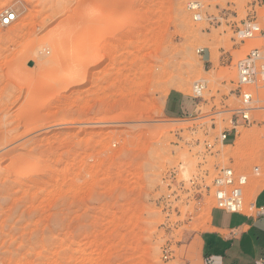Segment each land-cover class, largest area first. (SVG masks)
Segmentation results:
<instances>
[{
    "label": "rangeland",
    "instance_id": "rangeland-1",
    "mask_svg": "<svg viewBox=\"0 0 264 264\" xmlns=\"http://www.w3.org/2000/svg\"><path fill=\"white\" fill-rule=\"evenodd\" d=\"M263 15L264 0H0V264H183L222 168L249 177L245 202L264 184V89L220 141L256 44L235 31ZM197 83L196 114L168 118Z\"/></svg>",
    "mask_w": 264,
    "mask_h": 264
},
{
    "label": "crops",
    "instance_id": "crops-1",
    "mask_svg": "<svg viewBox=\"0 0 264 264\" xmlns=\"http://www.w3.org/2000/svg\"><path fill=\"white\" fill-rule=\"evenodd\" d=\"M198 108L193 95L171 92L165 115L189 118ZM251 193L242 213L212 209L203 230L184 249L183 264H264V184Z\"/></svg>",
    "mask_w": 264,
    "mask_h": 264
},
{
    "label": "built area",
    "instance_id": "built-area-1",
    "mask_svg": "<svg viewBox=\"0 0 264 264\" xmlns=\"http://www.w3.org/2000/svg\"><path fill=\"white\" fill-rule=\"evenodd\" d=\"M189 9L193 12L194 20H202V5L192 4ZM15 15L6 11L1 16L3 26H8L14 21ZM235 40L240 44L255 42L247 55L236 64L237 92L241 101V107L234 111L231 120L232 129L223 132L220 141L224 145L229 140L231 132L241 127H251L254 124L252 113L259 108H255L257 103L256 91L264 89V15L261 18L252 17L241 23L235 31ZM199 55L204 54V50L198 51ZM205 86L197 83L194 86L193 96L200 99ZM259 169H255L258 172ZM249 183L247 175L237 174L232 168H222L214 180V203L215 208L227 214H239L245 209L244 192Z\"/></svg>",
    "mask_w": 264,
    "mask_h": 264
},
{
    "label": "bare ground",
    "instance_id": "bare-ground-1",
    "mask_svg": "<svg viewBox=\"0 0 264 264\" xmlns=\"http://www.w3.org/2000/svg\"><path fill=\"white\" fill-rule=\"evenodd\" d=\"M15 18V17H14ZM256 193V192H255ZM252 194V193H251ZM251 194H250V197H251Z\"/></svg>",
    "mask_w": 264,
    "mask_h": 264
}]
</instances>
